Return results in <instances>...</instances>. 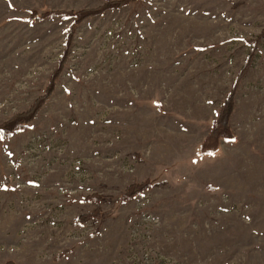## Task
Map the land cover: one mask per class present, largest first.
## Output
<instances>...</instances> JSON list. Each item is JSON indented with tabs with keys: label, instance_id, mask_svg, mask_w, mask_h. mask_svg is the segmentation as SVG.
<instances>
[{
	"label": "rangeland",
	"instance_id": "374dc122",
	"mask_svg": "<svg viewBox=\"0 0 264 264\" xmlns=\"http://www.w3.org/2000/svg\"><path fill=\"white\" fill-rule=\"evenodd\" d=\"M106 1L0 0V124L55 74L0 137V264H264V0L31 19ZM235 81V139L201 153Z\"/></svg>",
	"mask_w": 264,
	"mask_h": 264
},
{
	"label": "trees",
	"instance_id": "16d2710c",
	"mask_svg": "<svg viewBox=\"0 0 264 264\" xmlns=\"http://www.w3.org/2000/svg\"><path fill=\"white\" fill-rule=\"evenodd\" d=\"M137 0H107L105 4L101 8H95L91 10H81L78 12H60V11H48L42 13L41 15H37L35 13L32 14L31 19L35 18L37 20H41L48 17L61 16V17H74L77 19H86L89 17H93L96 15H100L107 10H116L120 7H123L131 2H135ZM241 71L236 78L239 79L240 75L243 74ZM55 81V74L52 75L49 85L46 88L43 95L36 98L34 103L30 106V108L22 113L15 114L12 118L7 120L6 122L0 124V137L7 138L11 136L14 132H21L28 129V123L35 117L39 108L42 106L44 100L48 97V95L53 91ZM236 81L230 93L225 98L218 116L216 120L213 121L211 129L204 139L200 146L201 153H212L217 149L218 141L220 139L223 140H232L233 136L230 132V128L228 125L229 118L231 113L233 112L234 102H233V90L235 88ZM151 187V182L147 179L140 182H133L125 188V191L119 197V201L126 202L133 199L137 194L148 190ZM85 201H91L93 203L98 204L100 202V196L98 194H90L83 198ZM100 216V209L96 207L91 212L83 213L78 215L74 223L78 226H81L83 223L88 221L89 219L98 220ZM4 264H15L12 261H8Z\"/></svg>",
	"mask_w": 264,
	"mask_h": 264
},
{
	"label": "snow or ice",
	"instance_id": "6c2138e0",
	"mask_svg": "<svg viewBox=\"0 0 264 264\" xmlns=\"http://www.w3.org/2000/svg\"><path fill=\"white\" fill-rule=\"evenodd\" d=\"M10 6H11V5H10ZM241 39H242V38H241ZM153 103H154V104H157V106H158V101H153ZM208 103L211 104L212 101L209 100ZM232 139H233V141H234L235 138L233 137ZM209 155H214V153H209ZM193 163H195V161H193ZM29 183H32V181H29Z\"/></svg>",
	"mask_w": 264,
	"mask_h": 264
}]
</instances>
